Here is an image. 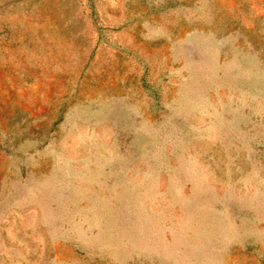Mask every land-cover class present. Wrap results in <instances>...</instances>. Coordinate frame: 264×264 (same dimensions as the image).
I'll return each instance as SVG.
<instances>
[{"label": "rangeland", "instance_id": "374dc122", "mask_svg": "<svg viewBox=\"0 0 264 264\" xmlns=\"http://www.w3.org/2000/svg\"><path fill=\"white\" fill-rule=\"evenodd\" d=\"M0 264H264V0H0Z\"/></svg>", "mask_w": 264, "mask_h": 264}]
</instances>
